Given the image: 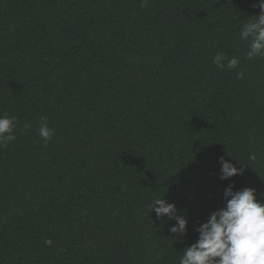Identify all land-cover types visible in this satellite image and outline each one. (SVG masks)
<instances>
[{"label": "trees", "instance_id": "trees-1", "mask_svg": "<svg viewBox=\"0 0 264 264\" xmlns=\"http://www.w3.org/2000/svg\"><path fill=\"white\" fill-rule=\"evenodd\" d=\"M258 3L0 0V116L19 121L0 148V264H179L229 185L264 202V59L239 38ZM221 157L242 174L221 181ZM160 197L183 237L151 212Z\"/></svg>", "mask_w": 264, "mask_h": 264}, {"label": "clouds", "instance_id": "clouds-1", "mask_svg": "<svg viewBox=\"0 0 264 264\" xmlns=\"http://www.w3.org/2000/svg\"><path fill=\"white\" fill-rule=\"evenodd\" d=\"M260 14L252 16L239 32V38L247 43L246 57L249 60L264 59V0H259ZM213 63L218 69H237L240 60L237 56L229 57L217 53ZM243 78V71L237 73ZM38 133L44 143H48L55 134L50 128L47 118L42 117ZM17 117L0 116V148L16 139L14 130L18 127ZM30 124L24 125L25 131ZM255 160V154L249 155ZM221 181L242 174V170L232 163L220 158ZM234 185H229L224 191L226 206L213 212L207 222L201 224L196 231L199 233L197 241L183 251L179 264H264V202L257 201L254 189L244 188L233 191ZM151 212L158 218L168 217L175 220L170 228L174 235L183 237L187 231V220L179 215L174 204L165 199H154L150 205Z\"/></svg>", "mask_w": 264, "mask_h": 264}]
</instances>
